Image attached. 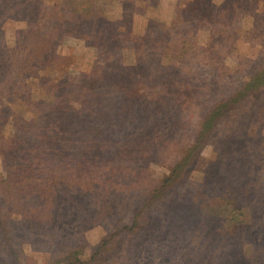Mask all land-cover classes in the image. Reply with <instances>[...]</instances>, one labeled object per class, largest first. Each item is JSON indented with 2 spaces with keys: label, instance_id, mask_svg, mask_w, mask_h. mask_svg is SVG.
I'll list each match as a JSON object with an SVG mask.
<instances>
[{
  "label": "rangeland",
  "instance_id": "obj_1",
  "mask_svg": "<svg viewBox=\"0 0 264 264\" xmlns=\"http://www.w3.org/2000/svg\"><path fill=\"white\" fill-rule=\"evenodd\" d=\"M195 1L0 0V264H264V87L194 149L264 0Z\"/></svg>",
  "mask_w": 264,
  "mask_h": 264
},
{
  "label": "trees",
  "instance_id": "obj_2",
  "mask_svg": "<svg viewBox=\"0 0 264 264\" xmlns=\"http://www.w3.org/2000/svg\"><path fill=\"white\" fill-rule=\"evenodd\" d=\"M202 1V3L199 2V0L195 1L191 6H189V16L194 14V18L195 19H191L189 20V17L187 16V19L189 22L192 21H197L199 20V13L201 12L202 9H200L198 6V3L205 4V3H212L211 0H200ZM249 0H227V2H232L231 7L234 8L235 12L246 6V2ZM260 1V0H258ZM207 8V7H206ZM28 31H31V29H27ZM112 31L111 34H113V30H109ZM108 31V32H109ZM105 35L104 38H106ZM115 33V32H114ZM130 39H132L133 42H135V44L139 47V49H143V47L146 45V43L150 42L154 43L156 45L159 44V39H154L152 38L150 41H147L146 38H141L138 37L137 35L135 36H130ZM122 37V36H121ZM33 40H36L35 37L32 36ZM110 40L109 42H107L109 44V46H116L119 43L123 42V39H121V41L117 38L116 41H112V39H107ZM39 46L35 47L34 50L38 51L39 50ZM142 52V51H141ZM38 54V53H36ZM28 62H31L29 59L28 61H25L24 63L20 64V66L22 67L20 70L24 71L28 66H30V64H28ZM17 64V62H16ZM150 80V78H149ZM148 80V81H149ZM128 80H126L127 82ZM146 82V81H143ZM148 83V82H147ZM264 87V64H262V66L258 67V71L253 73L251 75V77L249 78V80L240 88L236 89L233 94H231L230 96L220 100L219 102H217L208 112L207 114L204 116L202 122H201V127L199 129V133H198V137L196 140V145L194 147L195 150H198L200 147V145H203L204 143H206L207 141H209V137L211 135V133L214 131V129L216 128V125L219 121H221V119L224 118L225 115H227L229 112H231L232 110H234V108L237 106L238 103L245 101L248 96H251L255 93H258L262 88ZM263 157V155L260 153L259 156H257L255 158L256 163L259 162V160ZM179 170L175 169V171H173V173H177ZM170 180L169 177L165 178L162 184H166V181ZM160 186L157 187L155 190H159ZM232 192V191H231ZM235 192V191H234ZM134 225H132V227L130 229H134ZM108 242L107 239L103 240V242L100 243V245L97 247L96 252L99 250H105L106 247V243ZM82 247L79 246H75L73 247L68 253L62 254V255H58L55 258V262L54 264H62L63 261L67 262V264H82L84 261L79 259V256L82 254ZM18 255L16 254V262L19 260L18 259ZM70 260V261H68Z\"/></svg>",
  "mask_w": 264,
  "mask_h": 264
}]
</instances>
